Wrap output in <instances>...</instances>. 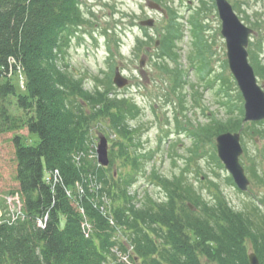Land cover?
I'll return each instance as SVG.
<instances>
[{
    "label": "trees",
    "instance_id": "16d2710c",
    "mask_svg": "<svg viewBox=\"0 0 264 264\" xmlns=\"http://www.w3.org/2000/svg\"><path fill=\"white\" fill-rule=\"evenodd\" d=\"M80 2L0 0V132H15V191L21 194L25 214L0 224V264H203V259L210 264H250L251 251L264 264V198L249 210H239L217 181L209 180L204 195L183 174L174 179L148 176L163 189L162 199L146 192L139 200L129 193L142 171L140 154L131 153L135 142L128 125L137 104L115 94L111 86L87 90L82 79L59 64L69 36L84 21ZM169 10L162 58L178 64L181 23L177 12ZM195 26L202 32L206 27L196 21ZM13 60L26 76L25 90L17 89L10 78ZM165 67L174 87L181 86V68ZM13 105L22 113H13ZM95 124H110L120 135L113 142L119 153L111 154L109 166L90 155L88 139ZM211 126V135H217L238 131L241 121L237 116ZM23 128L37 134L38 141L27 144L17 133ZM117 158L121 165L114 169ZM129 165L128 172L124 169ZM55 171L60 179L53 186L45 174ZM77 183L84 188L80 200L67 191ZM77 199L85 213L75 205ZM46 215L45 226H40ZM85 220L93 224L91 234L83 229ZM130 246L133 260L120 261L113 248L125 252Z\"/></svg>",
    "mask_w": 264,
    "mask_h": 264
},
{
    "label": "rangeland",
    "instance_id": "374dc122",
    "mask_svg": "<svg viewBox=\"0 0 264 264\" xmlns=\"http://www.w3.org/2000/svg\"><path fill=\"white\" fill-rule=\"evenodd\" d=\"M150 1L161 3L167 11L171 8L177 12L182 28V35L176 43L178 64L171 57L162 58L161 43L171 16L150 9ZM229 1L245 24L257 30L252 36L249 52L251 63L255 71L257 69L258 81L264 86V0ZM80 3L84 21L69 36L59 64L82 79L87 90L93 91L97 85L100 88L111 86L115 94L119 93L137 104L138 112L128 115V125L135 142L131 153L140 154L139 168L142 171L138 172L137 181L129 188L130 193L136 192L139 200H144L146 192L162 199L165 195L163 189L151 183L148 176L157 174L174 179L183 174L204 195H207L205 188L210 185L209 180L217 181L236 209L249 210L258 204L264 198V122L244 121V114H241L244 100L241 101L239 87L228 65L221 19L212 1L81 0ZM201 3L205 12L197 16L195 9ZM148 17L155 18L156 26L144 30L139 22ZM194 17L197 23L205 24L203 32L196 29ZM138 38L145 41L140 42ZM158 39L160 45L157 47L155 42ZM141 59L145 61L143 67L140 66ZM164 65L170 69L181 68L184 78L181 86L174 87L173 76ZM116 67L129 80L123 88L114 83ZM12 81L17 89L25 90L26 76L23 71L14 73ZM11 110L22 113L15 105ZM237 116L242 129L232 132L242 134L244 153L241 162L250 179L248 191H241L235 183H231L232 176L216 158V138L219 134L211 135L212 124ZM109 127L93 126L88 139L91 154L92 151L95 154L94 144H98L100 137L105 135L109 142L110 159L111 154L118 155L119 149L113 142L118 141L120 135ZM104 130L105 133L102 132ZM195 131L196 136L191 133ZM17 133L24 136L27 144L39 139L27 128ZM14 134L0 132V215L9 219L13 217L10 204L15 200L14 195L9 194L18 187ZM120 159L117 158L114 169L120 168ZM124 170L129 172L130 165ZM69 192L70 197L76 195L79 200L83 198L77 185ZM11 198L12 202L9 201ZM78 199L75 205L85 213L82 202L78 206ZM98 203L95 202V205ZM140 204L137 202V206ZM100 207L105 212L102 202ZM45 217L47 221L48 216ZM83 229H86V234H91L94 227L85 220ZM131 247L127 253L119 252L118 257L122 254L128 257ZM203 264L210 263L203 259Z\"/></svg>",
    "mask_w": 264,
    "mask_h": 264
},
{
    "label": "water",
    "instance_id": "95a60500",
    "mask_svg": "<svg viewBox=\"0 0 264 264\" xmlns=\"http://www.w3.org/2000/svg\"><path fill=\"white\" fill-rule=\"evenodd\" d=\"M216 4L222 21L221 33L226 41L229 67L245 101L244 121L264 120V86L258 83L254 67L249 61L248 46L250 35L254 33V30L242 22L228 0H216ZM148 5L151 9L160 10L167 14L155 1H150ZM140 25L153 27L155 19H143L140 21ZM159 44L160 41L157 40L156 45ZM144 64V59H141L140 66L143 67ZM114 83L119 88H123L129 83L128 78L122 74L119 67H116L115 70ZM216 146L219 158L232 175L238 188L247 191L250 180L240 161V157L244 153L241 133L224 132L219 134L216 138ZM97 154L100 164L103 166L110 164L108 139L104 135L100 137ZM191 208L194 207L191 206ZM249 260L250 264H260L259 257L255 252L249 254Z\"/></svg>",
    "mask_w": 264,
    "mask_h": 264
},
{
    "label": "built area",
    "instance_id": "2783aa9c",
    "mask_svg": "<svg viewBox=\"0 0 264 264\" xmlns=\"http://www.w3.org/2000/svg\"><path fill=\"white\" fill-rule=\"evenodd\" d=\"M11 64V71H10V75L14 74V73H19L20 71H22V68L20 65L17 64V67L14 63V60L10 63ZM60 179V176H59V172L58 171H55L53 173H49L48 176L46 177V181L49 183V184H52L54 185L55 183H57ZM70 194V192H69ZM15 198L14 200V203L13 204H10V208L13 212V219H16L18 216L21 215V202H20V199H19V196L16 195V196H12ZM9 201H13L12 198L9 199ZM46 218V217H45ZM45 218L44 220L43 219H40L38 221L39 225L40 226H45L46 224V221H45ZM122 258L126 261H129L130 258L129 256L127 257L126 255L122 256Z\"/></svg>",
    "mask_w": 264,
    "mask_h": 264
},
{
    "label": "flooded vegetation",
    "instance_id": "af4514ba",
    "mask_svg": "<svg viewBox=\"0 0 264 264\" xmlns=\"http://www.w3.org/2000/svg\"><path fill=\"white\" fill-rule=\"evenodd\" d=\"M189 1H190V3H192V0H189ZM211 1H212V4L216 7L214 1L213 0H211Z\"/></svg>",
    "mask_w": 264,
    "mask_h": 264
}]
</instances>
